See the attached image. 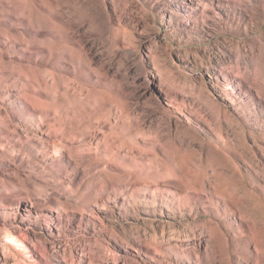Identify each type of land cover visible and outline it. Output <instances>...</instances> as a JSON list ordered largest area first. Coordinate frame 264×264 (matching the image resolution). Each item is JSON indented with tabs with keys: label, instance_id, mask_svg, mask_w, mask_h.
I'll list each match as a JSON object with an SVG mask.
<instances>
[{
	"label": "rangeland",
	"instance_id": "374dc122",
	"mask_svg": "<svg viewBox=\"0 0 264 264\" xmlns=\"http://www.w3.org/2000/svg\"><path fill=\"white\" fill-rule=\"evenodd\" d=\"M176 183L190 226L142 204ZM214 191L264 209V0H0V204L40 211L24 237L46 264H238L203 228ZM249 214L224 221L256 226L245 256Z\"/></svg>",
	"mask_w": 264,
	"mask_h": 264
},
{
	"label": "bare ground",
	"instance_id": "6f19581e",
	"mask_svg": "<svg viewBox=\"0 0 264 264\" xmlns=\"http://www.w3.org/2000/svg\"><path fill=\"white\" fill-rule=\"evenodd\" d=\"M210 85L215 91H218L222 99V102H220L219 105L225 112H227L229 115H232L230 113L231 109L239 111L241 101L235 94H233L234 87L232 86L229 79L225 78L224 76L215 75L213 80H211ZM41 132L47 135L50 134V131L45 128H41ZM206 183L207 182L204 183L203 193H205V191L206 193L211 191L210 186H208ZM172 186V193L168 194L169 197H165L164 195L148 196L147 194H144L142 195V204L150 207L151 211L153 212H156L157 209H159L160 212H162L164 209H167L175 217L180 218L184 224L190 226L191 219L194 218L193 213L196 212L198 206L189 203L188 194H182V188L179 183H176ZM241 191L235 192L234 195L228 194L227 192L217 195V192L214 191L215 194L212 195L214 201L211 199V208H213V213L211 216L215 218L216 221L212 219L205 220L203 228L209 226L210 229L217 231L219 236H221V238L225 241L226 246L230 249L232 253L231 255L236 256L237 259H239L238 264H241V262L249 264L250 259L254 261L252 264H264V250H262L263 252L261 251L263 246L259 241L256 243L255 252L250 251L248 256L240 255L239 253L240 248L242 247V239L245 243L257 239V233L259 231L257 228H255L256 226L254 227L252 225L253 228L251 227V235L247 236V238H244L242 237V221L239 224L237 223L236 226H233L232 223H229L232 234L234 235V237H229L230 229L225 224V222L228 221V217L232 218V216H239L244 218L249 216V212L252 210V212L257 214L260 218H264V209L257 198L254 200H249V197L245 196V193ZM102 208H104V206ZM204 212L207 214L209 213L207 209H204ZM41 215L42 214H40V211L32 209L27 203L22 201L16 202L13 205L12 202L10 204H0V261L2 259L6 262L2 264L48 263V257H50L48 252L46 250L45 252H40L35 245H28L25 242L26 237H24L26 234L24 231L27 230V222L37 220L39 217H42ZM50 220L51 216H49L48 219H44L47 226H51L52 222ZM251 221L253 222V220ZM6 237L18 242L17 244L19 247L18 245H14L11 241H8ZM63 263L72 264L66 259H63Z\"/></svg>",
	"mask_w": 264,
	"mask_h": 264
}]
</instances>
